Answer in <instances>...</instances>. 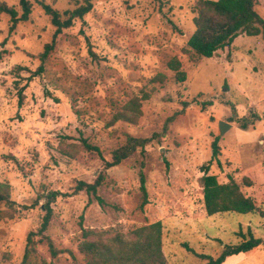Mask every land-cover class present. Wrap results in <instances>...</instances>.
<instances>
[{"label":"rangeland","instance_id":"obj_1","mask_svg":"<svg viewBox=\"0 0 264 264\" xmlns=\"http://www.w3.org/2000/svg\"><path fill=\"white\" fill-rule=\"evenodd\" d=\"M31 1L30 20L12 32L9 16L0 15V182L11 187L16 204L14 218L0 223V264H22L51 192L67 194L52 204L47 233L62 253L52 258L35 237L34 264H84L83 230L130 234L157 222L167 264H206L184 245L216 259L225 245L241 242L240 228L263 243L224 264H264L263 38L241 35L213 58H201L187 46L199 0H96L82 21L58 37L45 71L35 76L55 27ZM43 1L61 12L76 6L74 0ZM0 2L22 14L20 0ZM256 11L264 19V0ZM172 60L181 63L186 82L175 80ZM158 75L164 83L154 81ZM15 84H28L22 107ZM145 94L148 100H142ZM134 99L142 100L138 122L112 124ZM253 112L262 120L242 130V119ZM220 122L231 126L223 135ZM128 137L153 141L144 153L139 149L106 169ZM81 138L102 156L83 150ZM217 138L220 165L213 162L209 174L221 184L233 178L259 213L206 214L202 167L211 162ZM74 151L76 157L69 155ZM141 172L149 196L144 209ZM99 175L105 176L98 191L103 205L86 192L74 193L78 182L93 183Z\"/></svg>","mask_w":264,"mask_h":264},{"label":"trees","instance_id":"obj_2","mask_svg":"<svg viewBox=\"0 0 264 264\" xmlns=\"http://www.w3.org/2000/svg\"><path fill=\"white\" fill-rule=\"evenodd\" d=\"M51 18V23L55 27L52 42L45 47L41 54V65L35 72L41 75L45 71V63L50 54L54 51L58 37L65 31L74 26L77 20L82 21L94 8L96 0L76 1L73 10L61 12L52 5L47 4L43 0H34ZM259 0H199L195 5L196 17L194 18L195 32L190 37L187 46L199 57L211 59L219 51L229 48L235 40L241 36L259 37L264 40V19L256 11ZM22 14L19 15L15 8L0 2V15L4 14L10 18V32L14 31L20 23L30 20L33 11V3L31 0H20ZM96 58V55L91 52ZM170 69L175 72V80L178 83H184L187 80V74L181 70L182 65L178 60L169 62ZM154 81L156 83H164L165 77L158 75ZM18 105L22 107L25 100V91L28 84L21 86L15 84ZM150 95L145 94L142 100H148ZM134 99L128 103L121 111L115 114L111 123L127 122L136 124L141 116V101ZM178 114L169 118L164 126L163 134L166 135L170 125L175 121ZM262 120L259 114L253 112L250 117L243 118L241 121V129L247 130L256 122ZM153 139L128 137L126 142L113 152L112 161L106 163V169L119 166L122 162L132 157L139 149L142 153ZM217 138L213 144L212 160L209 164L202 167V187H203V203L206 214L213 216L223 213H236L239 215H249L259 213V207L256 202L247 197L241 186L233 179L229 178V182L221 184L215 175H210V166L213 162H219L220 148ZM80 147L90 154L102 156L99 147L89 143L88 140L81 138ZM72 157L74 154L69 153ZM105 180L104 175L99 177L93 183L84 181L78 182L74 193L86 192L89 197L97 199L100 205L103 200L98 196L99 189L103 186ZM246 181V186L250 187L251 182ZM141 192L143 195V203L141 209L149 204V196L146 187V177L140 174ZM11 187L8 184L0 182V223L5 219L14 218L15 202L11 197ZM67 194L59 192H51L46 198L43 205L45 215L39 230L31 232L27 238L26 252L22 264H34L37 252V242L35 237L40 238V242L45 243L52 255L57 258L62 251L58 250L51 238L47 235L51 222L53 220L52 204L58 197H65ZM6 208L7 210H4ZM237 236L241 242L237 245H225L222 254L214 259L210 256L199 255L194 250L187 247L196 257L205 261L206 264H224L225 261L232 256L249 253L260 247L263 243L261 239L256 238L255 234L249 229L244 234L240 228ZM79 251L84 257V264H167L166 256L163 251V225L160 222L147 225L135 229L130 234H123L114 231H95L83 230L82 241Z\"/></svg>","mask_w":264,"mask_h":264},{"label":"water","instance_id":"obj_3","mask_svg":"<svg viewBox=\"0 0 264 264\" xmlns=\"http://www.w3.org/2000/svg\"><path fill=\"white\" fill-rule=\"evenodd\" d=\"M231 126L225 122H220V133L223 135Z\"/></svg>","mask_w":264,"mask_h":264}]
</instances>
